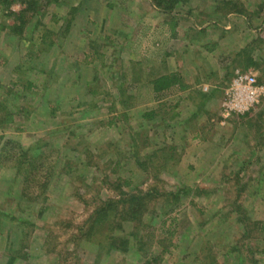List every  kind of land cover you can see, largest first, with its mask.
I'll use <instances>...</instances> for the list:
<instances>
[{
	"label": "rangeland",
	"instance_id": "374dc122",
	"mask_svg": "<svg viewBox=\"0 0 264 264\" xmlns=\"http://www.w3.org/2000/svg\"><path fill=\"white\" fill-rule=\"evenodd\" d=\"M246 71L264 85V0H0V264H264Z\"/></svg>",
	"mask_w": 264,
	"mask_h": 264
},
{
	"label": "trees",
	"instance_id": "16d2710c",
	"mask_svg": "<svg viewBox=\"0 0 264 264\" xmlns=\"http://www.w3.org/2000/svg\"><path fill=\"white\" fill-rule=\"evenodd\" d=\"M173 2H175V0H171V3H173ZM247 64H249V65L250 64H254V62L251 59H249V62ZM180 78L181 77H180V74L178 72L171 70L169 72H164L161 75L156 76L152 80V82H150L147 85H148L149 89L153 92V97L155 99H159V98H162L163 96H165L167 93L171 92L173 89H177V84L179 83ZM143 115H144L143 117H145V116L152 117L153 116V113H152V111H148L146 114H143ZM137 161H138L139 164L141 163V167H142V162L143 161L141 160V157L140 156H137ZM143 170L145 171V168H143ZM167 195H169V196H172L173 195L174 198H177L179 196V193H175V192H173V193L170 192L169 193L168 192ZM140 198H144V197L143 196L130 197L128 200H140ZM128 200H124L123 203L125 204L126 202H128ZM140 203L142 205H145V203H142L140 201L136 205H139ZM168 219L163 220L161 222L160 227L162 228V231L168 229L167 230V234L168 235H172V232L170 231V228L172 227L171 224L174 223V221L171 219L170 222H168L169 224L167 223L168 225L165 226V224L168 221ZM133 221H135V220H133ZM129 223H131V222L128 221V224ZM133 223L134 222L131 223V227L132 228H136V225L137 224H134L133 225ZM139 225L140 224L137 225V228H138ZM122 227H124V226H122ZM119 230L120 231H123V228H121ZM135 234H133V235H135ZM116 237H117V239H122L120 237V234L117 235ZM152 237H153V233H150V231H149V233L144 234L143 236H141L140 238L137 239L138 242L136 241V244H138L139 247L141 246V249L145 246L144 252H143L142 255H145L146 256L148 253H150V256H151V255L154 254L155 251H153V253H152V246H151V243H152V240H153ZM155 244L160 245V239L156 238ZM164 248L161 250V252L162 251L163 252L166 251ZM153 260L152 261H148V264H154V261Z\"/></svg>",
	"mask_w": 264,
	"mask_h": 264
},
{
	"label": "built area",
	"instance_id": "2783aa9c",
	"mask_svg": "<svg viewBox=\"0 0 264 264\" xmlns=\"http://www.w3.org/2000/svg\"><path fill=\"white\" fill-rule=\"evenodd\" d=\"M255 82V76L252 72H237L232 80L231 88L233 91H236L238 93V96L241 100L237 101L233 96V104H229V108H227L230 110L233 109L234 111H240L241 107H246L245 104L253 101V99L256 96H259L260 93H264V85L257 86ZM226 114H228V112Z\"/></svg>",
	"mask_w": 264,
	"mask_h": 264
}]
</instances>
